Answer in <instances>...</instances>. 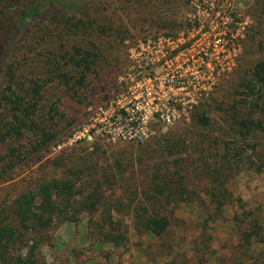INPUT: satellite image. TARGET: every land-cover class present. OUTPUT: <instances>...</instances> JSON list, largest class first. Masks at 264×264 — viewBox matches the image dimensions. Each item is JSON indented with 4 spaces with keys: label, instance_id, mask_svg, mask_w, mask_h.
I'll return each mask as SVG.
<instances>
[{
    "label": "rangeland",
    "instance_id": "374dc122",
    "mask_svg": "<svg viewBox=\"0 0 264 264\" xmlns=\"http://www.w3.org/2000/svg\"><path fill=\"white\" fill-rule=\"evenodd\" d=\"M74 1L0 0V71L20 10L38 5L47 10L8 58L13 77L8 79L0 72L1 133L13 120L10 106L3 102V95L9 94L8 85L22 94L20 89H27L30 79L40 82L41 78L55 75L59 60L70 55L74 46L94 45L98 55L94 72L86 79L87 87L77 97H69L56 80L50 81L43 88L33 116L37 127L23 128L20 134L0 141V155L7 153L10 146L17 155L15 168L0 178V212L16 232L15 240L0 248V264H172L173 258L178 264H187L191 252L184 248L192 240L187 227L203 223L207 217L200 207L201 199H207L202 192L206 179L198 173L204 158L212 161L220 149L232 147L230 122L234 100L238 99L236 91L240 90L238 84L264 58V0H230L236 21L234 65L221 74L214 89L200 97L195 106H176L169 111L160 106L156 111L152 109V89L134 80H121L131 64V53L138 42L149 50L146 41L190 31L193 21L208 20L206 11L211 3L220 9L223 0H95L94 12L91 9L83 16L77 7L65 5ZM71 13L78 19L65 24L61 17L72 18ZM174 65L173 75L179 78L182 71L178 61ZM65 69L76 71L73 67ZM203 105L210 106L206 127L192 119L195 108ZM165 116L170 117V123L163 122ZM44 128L55 133L56 138L36 151ZM248 143L254 147L247 149L255 163L253 167H264V133L254 135ZM85 164L98 171L106 199L120 204L119 210L111 212V218L127 230L126 245L99 244L96 224L104 218L99 212L84 210L77 214L78 222L57 219L50 228L39 232L19 226L13 209L20 193L44 180L63 178L67 169ZM169 172L174 186L186 185L189 199L183 202L178 198L163 208L172 224L168 237L159 240L136 231L134 205L145 190L154 187L155 176ZM177 173L187 177L182 179ZM229 181L232 199L226 217L234 212L253 214L252 219L257 220L255 229L259 227L247 264H264V168L256 171L243 166L233 172ZM79 190L77 199L87 194L84 187ZM208 225L211 236L203 243L207 257L203 264H233L240 232L227 220L214 227L209 221Z\"/></svg>",
    "mask_w": 264,
    "mask_h": 264
},
{
    "label": "trees",
    "instance_id": "16d2710c",
    "mask_svg": "<svg viewBox=\"0 0 264 264\" xmlns=\"http://www.w3.org/2000/svg\"><path fill=\"white\" fill-rule=\"evenodd\" d=\"M74 2L64 4L68 7L72 4L71 8L73 7V9L77 7L82 12L79 14L80 16L90 12L91 9L92 12L95 10L93 7L95 0H86L85 2L76 0ZM167 2V0L164 1V3ZM45 6L49 7V4ZM46 11L44 7L39 5L20 10L15 34L6 48L0 71L8 79L13 77L12 69L7 63L8 58L30 28L38 24V20H42ZM71 14L74 15L72 18L61 17L65 24L76 18L77 14ZM95 49L94 45L92 48L74 46L70 55L63 56L59 60L55 75L41 78L43 80L40 82L39 79H30V86L27 89H20L22 94L17 93L8 85L6 90L9 91V94L3 95V102L10 106L13 120L4 133L0 132V141L6 140L12 134H20L23 128L33 129L37 127V120L33 116L36 115L35 109L42 99L45 84L56 80L64 93L71 98L77 97L80 90L86 89V79L88 74L94 72L95 60L98 56ZM66 67H73L76 71L71 73L65 69ZM238 88H240L236 91L238 99L234 100L232 122H230L234 136L232 147L227 146L220 149L212 161L208 162L209 158H204V166L198 173L200 177L206 179L202 192L207 199H201L200 207L206 211L207 217L203 223H196L192 228L187 227L186 232L190 231L189 234L192 238V240L187 241V246L184 248L191 252L190 257L187 258V264H203L206 261L203 243L209 240L211 236L209 221L214 223V227L219 222L227 220L240 232L238 238L239 251L233 264H247V259L252 258V256H248V251L252 245L253 237L258 235L259 225L256 230L257 220H253V214L246 211L241 215L234 212L231 216L226 217L229 215L228 206L232 199L227 183L230 182L233 172H237L243 166L254 168L256 171H261L264 168L262 165L253 167L255 163L250 158V153H247V149H254L253 145L248 143L250 139L254 135L264 133V58L252 66L248 77L246 76L241 80ZM24 104H26L25 107ZM203 106V108L202 106L195 108L192 119L197 125L206 127L210 122V106ZM55 138V133H50L47 128L41 129L40 139L36 142L35 150L39 151L47 147ZM16 157V150L11 146L7 153L0 155L1 179H3L2 175L9 174L15 168ZM178 174L182 179L187 177L184 174ZM153 180L154 187L145 190L142 199L134 205L136 215L133 219V225L136 231H144L152 238L160 240L168 237L172 224L169 216L163 212V208L178 198H180L179 201L183 202H187L189 198H186L188 192L185 184H178V186L172 184L171 172L162 176L157 175ZM103 182L98 171L91 170L86 164L81 167L69 168L66 170L65 177L44 180L36 187L20 193L14 200L13 214L19 226L27 231L39 232L50 228L57 219L78 222L77 214L84 210L89 213H103L104 218H100L99 223L96 224L97 231L95 234L99 244L126 245L129 240L127 230L111 218V212L119 210L120 204L106 199L102 190ZM82 187L85 188L87 194H84L81 199H77L76 196L80 193L79 188ZM5 221L6 218L0 212V248L6 247L16 238L15 230ZM173 248L171 244L170 250L172 251ZM171 262L178 264L175 258Z\"/></svg>",
    "mask_w": 264,
    "mask_h": 264
},
{
    "label": "built area",
    "instance_id": "2783aa9c",
    "mask_svg": "<svg viewBox=\"0 0 264 264\" xmlns=\"http://www.w3.org/2000/svg\"><path fill=\"white\" fill-rule=\"evenodd\" d=\"M208 20L198 18L186 33L159 37L138 44L131 53V64L121 80H134L152 89V109L166 111L176 106L191 108L199 98L208 95L223 72L229 70L236 56L235 14L230 0H223L220 9L210 4ZM182 71L173 75L175 63ZM161 68V71H157ZM174 118V117H172ZM170 123V117H162Z\"/></svg>",
    "mask_w": 264,
    "mask_h": 264
}]
</instances>
